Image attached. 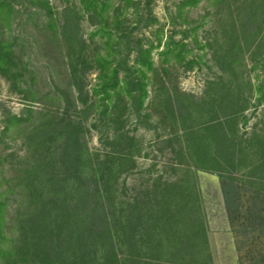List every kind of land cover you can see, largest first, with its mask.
Instances as JSON below:
<instances>
[{
	"label": "rangeland",
	"instance_id": "374dc122",
	"mask_svg": "<svg viewBox=\"0 0 264 264\" xmlns=\"http://www.w3.org/2000/svg\"><path fill=\"white\" fill-rule=\"evenodd\" d=\"M184 1L111 0L106 8V0H13V13L0 9V53L9 45L14 51V59L0 66V264H40L20 251L29 240V213L40 203L32 199L38 193L29 182L32 168L49 163L42 158L49 149L54 164L48 175L38 174L42 192L79 200L95 193L88 200L91 208L99 197L105 208L114 203L121 219L114 240L121 254L131 255L134 234L140 263L164 264L168 254L148 249L155 238L141 227L139 209L155 211L151 221L169 240L184 229L176 221L167 225L169 211L179 216L193 211V218L205 223L208 248L197 241L177 264H264V150L253 139L254 133L264 137L263 86L258 92L264 84V8L254 14L264 0H200L183 7ZM242 27L248 29L249 47H239ZM109 33L123 38L114 49L130 54L131 65L140 45L153 48L154 72L140 115L117 97V114L103 118L92 93L98 84L95 59L112 46L106 42ZM170 41L182 53L178 60L161 56ZM69 54L79 65L86 104L76 103L68 114L82 123L81 144L94 161L81 163L80 179L66 177L61 165L64 138L55 135L50 145L40 144L49 117L67 112L61 98L70 84ZM216 119L236 135L238 145L233 176L238 195L231 214L220 176L201 170L196 150L187 149L201 139L189 131L208 138L205 129ZM52 174L60 176L58 182ZM104 250L100 244L98 251Z\"/></svg>",
	"mask_w": 264,
	"mask_h": 264
},
{
	"label": "trees",
	"instance_id": "16d2710c",
	"mask_svg": "<svg viewBox=\"0 0 264 264\" xmlns=\"http://www.w3.org/2000/svg\"><path fill=\"white\" fill-rule=\"evenodd\" d=\"M198 2L200 0H187L183 2V7L195 6ZM110 3L111 0H106V8ZM90 4H92L94 9V3L91 2ZM46 5H48V2H46ZM263 5L258 6L254 11L256 16L263 11ZM6 8H10V13L14 12L13 0H0V9ZM239 32L240 35L237 34L239 47H249L248 29L242 27ZM122 39H118L113 33L107 34L106 42L112 46L105 54H98L95 59V64L98 68V84L92 93L98 98L99 104H102L101 116L103 118H111L117 114L115 112L117 103H119V100L118 102L115 101L117 97L127 99L128 105L135 115H140L144 111L146 100L149 97L147 81L149 74L154 72L153 48L145 49L143 45H140L136 49L131 65V62H129L130 54L124 56L122 52L114 49L115 44L121 45ZM176 47L177 44L175 42H168L161 56L170 57L173 55L178 60L182 53L176 51L174 49ZM67 58L69 60L68 74L70 84L68 92H65L61 98L66 104L67 112L61 118L49 117L48 121L50 123L47 127H44L46 129L40 144L50 145L52 136L55 135L64 138V145L60 155L61 165L65 170L66 177H77L80 179L83 174L79 169L81 163L90 165L94 161H92L86 146L81 144L82 139H80L79 135L82 132V123H78L68 114L70 108H76V103L86 104V102L81 99L83 87L79 84V65L72 55L69 54ZM11 59H14V51L12 45H9L6 51L0 53V66L7 65V62H10ZM8 72L14 71L9 69ZM261 87L264 88V84L258 87V92H261ZM75 95L78 97L74 98ZM259 102L264 103V96L260 95ZM27 112L36 113L31 108H28ZM235 114L236 112L231 115L235 116ZM13 119L16 122L20 121L18 116H13ZM117 120L118 118L115 121L117 122ZM97 122H99V118L95 120L92 126L98 128ZM189 133H194L196 137L201 136V139L196 138L198 139L197 141L195 139L193 142H189L187 149L196 150V156L202 162L201 170L210 173L215 172L220 176L225 206L228 213L231 214L238 195L237 186L233 178L238 159V145L234 144L236 135L226 132L224 125L218 119L211 122L205 129L208 138H206V134L204 136L198 134L201 133L200 131L196 133L192 130ZM213 134L218 136L213 137ZM253 139L258 143V149L260 147L263 152L264 137L254 133ZM130 142L132 144L134 140L131 139ZM47 152L46 156H42V158H45L46 161L48 159L49 163L42 164L38 162L32 168L33 171L31 173L33 174L31 177L33 178L29 182L32 190L38 192L36 194L32 193V199L36 204L38 201L40 203L37 211H30L29 213L26 222L29 240L23 242L20 252L39 261L40 264H100L102 258L103 264H141L138 253L140 246L134 243V234L131 241L133 242L131 255L121 254L116 247L114 238L117 228L115 226L121 225V219L114 203L110 206L106 204L105 208V203L99 197V200L95 202V206L91 208L88 200L91 199L90 197H94L95 193H86L79 200L78 198H69V193L48 195L42 192L43 190L37 184L40 179L38 174L44 172L48 175L49 173L46 171L49 166H53L52 159L55 157V154L50 149ZM182 155L184 156V153L181 152ZM96 162L99 164V160H96ZM49 178L58 182L60 176L52 174L49 175ZM69 179H63V181L65 182ZM155 215V211L153 212L152 209H139L138 220L142 222L141 227H143L144 232L150 235L149 239L150 237L155 238L153 243H149L148 249L150 251H164L168 254L167 256L170 259L165 261L164 264H177L175 259L189 248L190 250L196 249L195 244L199 240H203L208 248V231L205 223L200 218H193L196 212H184L179 216L175 211H169L167 225L172 224V221H176V225L180 223L181 226H184V229L181 228V230L173 233L172 240L167 237V239L162 238V232L164 231L160 230L151 221ZM164 216H166L165 213L162 215L163 219L165 218ZM103 225H106V228ZM167 225L164 224V227ZM134 230L136 231V229ZM100 244L105 249L102 253L98 251ZM205 252L208 254V249Z\"/></svg>",
	"mask_w": 264,
	"mask_h": 264
}]
</instances>
